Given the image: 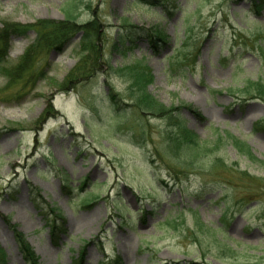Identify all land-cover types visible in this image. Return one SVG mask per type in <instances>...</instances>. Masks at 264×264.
Masks as SVG:
<instances>
[{
    "label": "rangeland",
    "instance_id": "1",
    "mask_svg": "<svg viewBox=\"0 0 264 264\" xmlns=\"http://www.w3.org/2000/svg\"><path fill=\"white\" fill-rule=\"evenodd\" d=\"M165 1L173 16L146 0H0V29L63 21L72 9L79 24L97 21L102 58L92 78L65 86L87 55L79 32L38 50L25 75L11 79L37 34L11 38L0 64V264H264V170L217 144L233 135L264 162V101L233 94L264 82V3L258 13L255 0ZM124 22L166 39L155 50L135 29L134 49L116 50ZM171 61L182 63L173 69ZM138 62L159 103L197 113L182 112L210 150L197 168L169 148L166 122L126 101L119 69ZM55 210L56 234L47 226Z\"/></svg>",
    "mask_w": 264,
    "mask_h": 264
},
{
    "label": "trees",
    "instance_id": "2",
    "mask_svg": "<svg viewBox=\"0 0 264 264\" xmlns=\"http://www.w3.org/2000/svg\"><path fill=\"white\" fill-rule=\"evenodd\" d=\"M147 3L155 6L157 3L162 6V10L166 16H173L171 11L169 10L170 1H165L162 3V0H146ZM255 8L259 13L263 9V0H255ZM99 25L97 21L87 23V24H79L77 22L76 17L74 16L73 9L67 10L65 14V19L63 21H44L38 24H34L33 26H22L19 24H5V26L0 29V64H2L5 59L8 57L10 52V43L11 38L13 36H24L29 31L34 30L37 34V39L33 46L27 50L25 55L21 58L20 62L9 72V77L11 79H17L25 75L28 67L34 62L37 57V51L41 50L42 53L49 52L52 48H61L64 44H67L73 36L79 32H83V38L81 43V48L83 52L87 53V55L83 58L80 64L67 76L65 80V86L67 84H75L80 80H87L93 77V74L101 68L102 58L100 55V51L97 45V33L99 32ZM142 30L149 38V42L158 50L160 45L157 43L159 40L163 43L165 38L164 33L158 29H151L152 32L135 27L129 23H123L122 31L118 34L117 41L113 48L116 50L123 49L124 52L127 50H132L136 46V38L138 35L134 33V30ZM186 61V59H185ZM171 68L174 69L176 65H179L177 62L175 63L171 61ZM119 72L128 79V98L126 101L130 103V107L140 110L141 112L149 113L153 118L160 119L166 122L165 133H167V141L169 148H173L178 155H182L181 160H184L190 167L197 168L198 160L203 157L205 153H208L210 150L206 147V145L200 141L199 137L192 131L187 128V124L183 119L182 112L184 110L189 111L194 116L197 117V113L192 110V108L187 106H179V107H166L163 104L159 103L151 94L148 92V87L152 81V76L150 71L143 66L142 62L134 63V65L123 67L119 69ZM176 73V71H175ZM172 74V73H171ZM240 93L243 97L255 96L258 99L264 101V82H248L245 88L240 90H233L234 93ZM235 95V94H234ZM111 99L113 105L118 109V111L124 110V105L119 100L115 99L111 94ZM48 115L53 116L52 109H47L45 114L43 115V119L48 117ZM45 116V117H44ZM136 137L141 138L142 141L137 145L142 146L146 136L143 134H139ZM224 143H230L235 146L236 150L249 158L251 161L259 163L260 167L264 170V162L259 161L256 157L251 153L249 146L239 141L235 136L226 134L224 137L218 136L217 144L225 145ZM216 146V148L219 147ZM139 147V146H138ZM161 157H158L160 160ZM156 157L148 156L147 160L151 166L156 163ZM155 160V161H154ZM222 162L220 159H217L216 163ZM180 174L187 173V168H176ZM243 174H245L243 172ZM247 175V174H245ZM250 177V176H247ZM246 177V178H247ZM250 179V178H248ZM89 181L84 183L81 188L84 191L88 185ZM58 213L56 210L54 214L57 215L55 217L56 220L50 219L48 221L47 226L51 229V231L56 234L61 231L62 225L59 224L62 218L56 214ZM21 239V250L25 254L26 258L33 262L35 259L32 250L22 239L21 235H18Z\"/></svg>",
    "mask_w": 264,
    "mask_h": 264
}]
</instances>
